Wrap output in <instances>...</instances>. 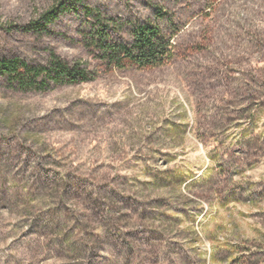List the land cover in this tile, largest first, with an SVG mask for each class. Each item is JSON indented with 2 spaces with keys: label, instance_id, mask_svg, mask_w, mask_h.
Segmentation results:
<instances>
[{
  "label": "rangeland",
  "instance_id": "374dc122",
  "mask_svg": "<svg viewBox=\"0 0 264 264\" xmlns=\"http://www.w3.org/2000/svg\"><path fill=\"white\" fill-rule=\"evenodd\" d=\"M110 19L170 58L106 65ZM52 55L92 79L0 75V264H264V0H0V59Z\"/></svg>",
  "mask_w": 264,
  "mask_h": 264
},
{
  "label": "trees",
  "instance_id": "16d2710c",
  "mask_svg": "<svg viewBox=\"0 0 264 264\" xmlns=\"http://www.w3.org/2000/svg\"><path fill=\"white\" fill-rule=\"evenodd\" d=\"M81 3L83 0H74ZM57 18L55 11L44 14L38 22L31 24V29L36 32L46 30V26ZM108 28L99 24L90 37V45L100 55L103 62L116 68L124 67V63L135 64L138 67H156L162 65L170 58L172 47L170 38L160 25L145 23L137 25L132 32L131 42L123 44L114 41L109 34L118 25L110 19ZM110 27V28H109ZM50 68H34L17 59H0V75L15 82L25 89L34 87L36 78L45 74L56 84H79L92 79L91 72L84 69L82 64H68L59 57L52 55Z\"/></svg>",
  "mask_w": 264,
  "mask_h": 264
}]
</instances>
